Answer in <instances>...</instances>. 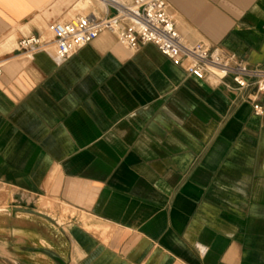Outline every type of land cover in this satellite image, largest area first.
Here are the masks:
<instances>
[{"label":"crops","instance_id":"1","mask_svg":"<svg viewBox=\"0 0 264 264\" xmlns=\"http://www.w3.org/2000/svg\"><path fill=\"white\" fill-rule=\"evenodd\" d=\"M166 1L187 43L264 69V0ZM106 14L98 0H0V256L264 264V115L250 91L109 31L63 60L18 51L54 22ZM35 202L73 214L53 223Z\"/></svg>","mask_w":264,"mask_h":264},{"label":"built area","instance_id":"2","mask_svg":"<svg viewBox=\"0 0 264 264\" xmlns=\"http://www.w3.org/2000/svg\"><path fill=\"white\" fill-rule=\"evenodd\" d=\"M106 9V16H76L65 22H54L49 29L50 40L38 35L21 38L17 48L21 54H33L54 47L63 60L109 31L115 33L130 49L152 44L170 60L182 59L188 75L212 83H225L226 77L237 91H250L246 97L256 116L264 115V69L249 67L232 55H224L201 42L187 43L178 33L167 12L166 0H98ZM2 68L0 65V75Z\"/></svg>","mask_w":264,"mask_h":264},{"label":"rangeland","instance_id":"3","mask_svg":"<svg viewBox=\"0 0 264 264\" xmlns=\"http://www.w3.org/2000/svg\"><path fill=\"white\" fill-rule=\"evenodd\" d=\"M84 1V5L87 3V0H83ZM36 205V209L37 210H41L44 213H48L49 217L53 218L54 220H52L51 222L55 223V222H63V217L70 216V214L72 215L73 213L68 211V209L66 208H59L57 207L54 203H48V202H43L42 204L39 202H35ZM41 206V207H40ZM62 214V217L59 218L58 214ZM83 221H85L83 219ZM7 264L9 263V261H7L5 258L0 256V264ZM21 264H26L24 261H22Z\"/></svg>","mask_w":264,"mask_h":264},{"label":"water","instance_id":"4","mask_svg":"<svg viewBox=\"0 0 264 264\" xmlns=\"http://www.w3.org/2000/svg\"><path fill=\"white\" fill-rule=\"evenodd\" d=\"M52 257L59 263V264H64L59 258L56 256L52 255Z\"/></svg>","mask_w":264,"mask_h":264}]
</instances>
